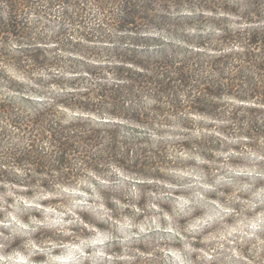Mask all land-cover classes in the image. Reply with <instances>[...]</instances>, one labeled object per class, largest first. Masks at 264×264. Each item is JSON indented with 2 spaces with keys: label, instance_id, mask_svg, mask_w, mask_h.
<instances>
[{
  "label": "clouds",
  "instance_id": "1",
  "mask_svg": "<svg viewBox=\"0 0 264 264\" xmlns=\"http://www.w3.org/2000/svg\"><path fill=\"white\" fill-rule=\"evenodd\" d=\"M0 264H264V0H0Z\"/></svg>",
  "mask_w": 264,
  "mask_h": 264
},
{
  "label": "rangeland",
  "instance_id": "2",
  "mask_svg": "<svg viewBox=\"0 0 264 264\" xmlns=\"http://www.w3.org/2000/svg\"><path fill=\"white\" fill-rule=\"evenodd\" d=\"M255 40H256V38L254 37V38H253V42H255Z\"/></svg>",
  "mask_w": 264,
  "mask_h": 264
}]
</instances>
